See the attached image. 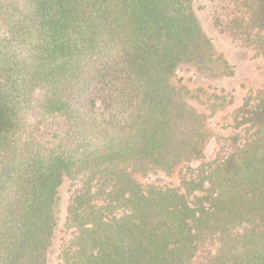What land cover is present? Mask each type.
I'll return each mask as SVG.
<instances>
[{
  "label": "trees",
  "instance_id": "1",
  "mask_svg": "<svg viewBox=\"0 0 264 264\" xmlns=\"http://www.w3.org/2000/svg\"><path fill=\"white\" fill-rule=\"evenodd\" d=\"M195 1L0 0V264H48L59 188L80 175L60 264H193L214 240L201 264H264V91L233 112L229 154L180 186L139 178L199 159L225 104L179 70L235 74ZM245 4L235 36L262 46L264 0ZM33 102L65 117L70 144L27 131Z\"/></svg>",
  "mask_w": 264,
  "mask_h": 264
},
{
  "label": "rangeland",
  "instance_id": "2",
  "mask_svg": "<svg viewBox=\"0 0 264 264\" xmlns=\"http://www.w3.org/2000/svg\"><path fill=\"white\" fill-rule=\"evenodd\" d=\"M246 0H196L195 7L203 28L212 37L216 49L222 53L235 67V74L228 77L208 78L197 71L194 66H183L179 70L183 81L192 91H201L208 97L216 94L223 97L225 104L209 119L212 134L208 139L202 156L199 159L181 164L171 176L158 175L150 178L139 177L143 182L160 185L180 186L181 178L189 176L192 169L198 168L202 162L213 163L229 154L235 147L234 141L241 131L235 127L233 112L248 97L264 91V44L259 45L260 35L256 30H247L250 38L245 35L236 37L242 30L239 20L248 22L249 11ZM242 25V24H241ZM215 98H213L214 100ZM27 131L40 141L50 144L64 141L70 144V126L64 116H43L35 102L27 112ZM242 134V133H241ZM85 178L80 175L68 177L59 188L57 214L59 219L58 232L49 252L48 264H60L61 246L72 235L75 227L67 221L68 207L72 197L84 185ZM216 240L202 247L193 260V264H201L209 251L216 249Z\"/></svg>",
  "mask_w": 264,
  "mask_h": 264
}]
</instances>
